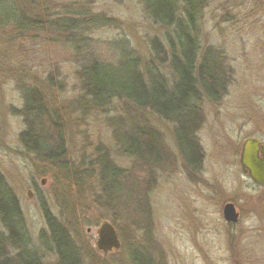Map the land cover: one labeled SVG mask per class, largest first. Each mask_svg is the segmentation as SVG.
<instances>
[{"label": "rangeland", "instance_id": "obj_1", "mask_svg": "<svg viewBox=\"0 0 264 264\" xmlns=\"http://www.w3.org/2000/svg\"><path fill=\"white\" fill-rule=\"evenodd\" d=\"M15 1L33 25L19 38L0 27V175L19 204L28 249L39 264H58L47 216L67 230L83 264H132L134 251L154 264H264V186L240 166L244 141L264 143V0H207L199 15L202 52L214 50L232 70L222 100L201 105L194 130L203 150L200 167L178 149L173 123L118 99L101 109L83 88V69L94 61L116 63L122 49L152 60L151 41H162L164 31L139 0ZM98 17L110 25L81 29L75 39L51 25L58 18ZM1 20L6 24L7 15ZM161 70L170 76L168 67ZM31 86L63 138L65 156L53 166L22 138L29 122L23 92ZM141 126L161 134V165L122 153L117 133ZM104 163L122 170L120 183L132 201L103 193L96 176ZM226 203L239 212L235 224L223 218ZM104 221L121 242L108 254L96 249ZM4 254L15 261L18 252L10 247Z\"/></svg>", "mask_w": 264, "mask_h": 264}, {"label": "trees", "instance_id": "obj_2", "mask_svg": "<svg viewBox=\"0 0 264 264\" xmlns=\"http://www.w3.org/2000/svg\"><path fill=\"white\" fill-rule=\"evenodd\" d=\"M139 1L149 20L164 31L162 41L159 38L151 41L152 60L143 62L139 56L122 49L116 63L94 61L87 65L82 71L83 88L96 107L101 109L118 99L138 111L150 110L159 118L173 123L178 149L189 164H193V160L194 166L200 167L203 150L194 130L198 126L202 102L205 99L220 102L232 81V70L223 67V59L218 53L211 49L202 52L199 15L207 0ZM18 7L15 0H0V27L8 26L19 38L20 33L23 34L33 24ZM4 14L7 15L6 24L1 20ZM58 19L51 25L68 31L73 39L81 29L110 25L102 17L89 18V23L87 20ZM162 66L168 67L169 77L162 72ZM23 99L25 118L32 122H28L23 141L32 153L46 158L48 165L53 166L56 160L60 161L65 156L61 132L57 125L46 121L50 119L49 111L38 89L33 86L26 88ZM116 140L124 155L134 157L143 164H162L159 160L163 159L166 149L158 131L141 126L123 132L121 136L117 133ZM104 164L105 172L100 167L96 176L103 193L113 201L115 198L132 201L127 194L128 188L120 183L124 175L122 170ZM0 222V264H15L16 260L18 264H39L36 253L28 249L29 238L19 204L1 175ZM47 224L58 264H83L79 249L67 230L49 216ZM10 247L18 252L15 261L4 254L5 249ZM130 259L132 264H154L150 258L141 261L140 254L135 251Z\"/></svg>", "mask_w": 264, "mask_h": 264}, {"label": "water", "instance_id": "obj_3", "mask_svg": "<svg viewBox=\"0 0 264 264\" xmlns=\"http://www.w3.org/2000/svg\"><path fill=\"white\" fill-rule=\"evenodd\" d=\"M240 166L242 173L248 175L257 186H264V143L260 139L249 138L244 141ZM41 182L44 184V180ZM223 218L230 224L238 222L239 213L233 203L224 205ZM120 248L121 242L115 227L108 221L102 222L97 229L96 249L107 254Z\"/></svg>", "mask_w": 264, "mask_h": 264}, {"label": "flooded vegetation", "instance_id": "obj_4", "mask_svg": "<svg viewBox=\"0 0 264 264\" xmlns=\"http://www.w3.org/2000/svg\"><path fill=\"white\" fill-rule=\"evenodd\" d=\"M193 165H195L194 162H193ZM41 184H42V182H41ZM42 185H44V184H42ZM30 191H31V190H30ZM29 195L32 196V191L29 193ZM235 207H236V206H235ZM238 213H239V212H238ZM88 232H90V230H88ZM96 233H97V231H96ZM120 249H121V248H120ZM120 249H119V250H120ZM98 252H99V251H98ZM100 253H102V252H100ZM109 253H110V252H109ZM103 254H104V253H103ZM107 254H108V253H107Z\"/></svg>", "mask_w": 264, "mask_h": 264}]
</instances>
